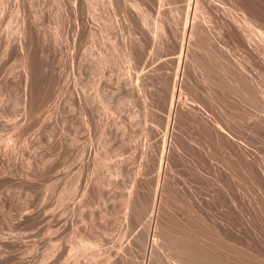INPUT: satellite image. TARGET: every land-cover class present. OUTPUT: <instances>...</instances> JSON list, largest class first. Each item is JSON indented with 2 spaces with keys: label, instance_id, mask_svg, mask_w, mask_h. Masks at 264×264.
Segmentation results:
<instances>
[{
  "label": "rangeland",
  "instance_id": "obj_1",
  "mask_svg": "<svg viewBox=\"0 0 264 264\" xmlns=\"http://www.w3.org/2000/svg\"><path fill=\"white\" fill-rule=\"evenodd\" d=\"M210 1L0 0V264H160L150 221L171 264L185 234L264 264V74L227 28L264 0Z\"/></svg>",
  "mask_w": 264,
  "mask_h": 264
},
{
  "label": "bare ground",
  "instance_id": "obj_2",
  "mask_svg": "<svg viewBox=\"0 0 264 264\" xmlns=\"http://www.w3.org/2000/svg\"><path fill=\"white\" fill-rule=\"evenodd\" d=\"M111 1V0H110ZM189 1V3L190 2H192V1H194V3L197 1V2H199V4L196 2L195 4H197V5H200L201 4V2L203 1V0H188ZM205 1V0H204ZM203 1V2H204ZM208 2H211L210 0H207ZM243 1V0H242ZM241 1V2H242ZM109 2V1H108ZM202 2V3H203ZM245 2V1H244ZM247 2V1H246ZM205 3H207V2H205ZM243 3V2H242ZM241 3V4H242ZM255 2H252V3H249V2H247V4H248V6L250 7V9L252 8V11L253 10H257L256 9V7H255V4H254ZM210 4V3H209ZM211 4H212V2H211ZM210 4V5H211ZM240 3H238V8H240L241 9V7H242V5H241ZM92 5V4H91ZM190 5V4H189ZM202 5V4H201ZM208 5V4H207ZM239 5L241 6V7H239ZM244 5H245V3H244ZM85 6V5H84ZM112 6V5H111ZM124 6V5H123ZM204 6H206V4L204 5V3H203V7H200V8H205L206 10H207V8L206 7H204ZM209 6V5H208ZM207 6V7H208ZM213 6H217L216 4L214 5V3L212 4V8L211 9H214L213 8ZM218 6H219V4H218ZM218 6L216 7V9L218 8ZM134 7H135V9H136V5L134 4ZM138 7V6H137ZM209 7H211V6H209ZM208 7V8H209ZM245 7V6H244ZM247 7V6H246ZM245 7V9H247V11H249L248 10V8L249 7H247L246 8ZM243 8V7H242ZM91 9V8H90ZM205 9H203V11L205 10ZM210 9V8H209ZM211 9L209 10L210 12H211ZM244 9V8H243ZM244 9V10H245ZM120 10V9H119ZM137 10V9H136ZM140 10V9H139ZM218 10V9H217ZM220 10V12H221V14H223L222 13V11H221V9H219ZM216 11V10H215ZM229 11H231V10H228V12ZM246 11V10H245ZM242 12V9H241V11L240 12H242L241 14H242V19H240L239 20V18L237 17V15L235 16L234 14L232 15V12H230V14L231 15H227V18L229 17V24H230V26H224L225 24H223V22H222V19H221V21H219V22H222V24H221V26L223 25L224 27H227L228 29H229V33H231L230 35L231 36H233V37H235V38H237V39H240V41H242L243 43L241 44L240 42H238L239 44H241V46H243V44H244V47L246 46V48L247 47H249V44L251 45V43H254V42H252L253 40H256V43L255 44H257L258 46H259V48L260 49H258V46H257V48L255 47V46H253V47H255L256 49H254V48H252V50H253V53H254V56L255 57H253V54H252V52L250 51L251 50V46L248 48V49H250L249 51L251 52V54H250V59H251V56L253 57V61H254V58H255V63H256V65H254V63H253V65L256 67L255 69H257V67L258 68H261L262 70H260V71H262L263 72V74H264V17H262L261 15H260V19L258 18V17H256V16H259V13L257 14V12H256V16H255V14L253 15L250 11H249V14L251 13L252 15H249L248 14V12ZM125 12V11H124ZM139 12V11H138ZM217 12V11H216ZM215 12V14L213 15L212 13L210 14L209 12V14L210 15H212V16H216V13ZM225 12H226V10H225ZM237 12H238V10H237ZM237 12L235 11V13L237 14ZM204 13H206V11L204 12ZM227 13V12H226ZM225 13V14H226ZM254 13V12H253ZM221 14H220V16H221ZM225 14H223V16L225 15ZM238 14H240V13H238ZM206 20H208L207 19V17H209L208 16V14L206 13ZM219 15V14H218ZM123 16V15H122ZM212 16H210V17H212ZM127 17V16H126ZM213 17V18H214ZM217 17V16H216ZM215 17V18H216ZM236 17V18H235ZM214 18V19H215ZM218 18H219V16H218ZM221 18H223L224 19V17H221ZM263 18V21H261V19ZM144 19V18H143ZM197 19V18H196ZM198 19H199V17H198ZM202 19H203V17H202ZM212 18H210V20H211ZM217 19V18H216ZM200 20H201V17H200V19H199V22H200ZM225 20V19H224ZM227 20V19H226ZM226 20H225V22H226ZM262 22L261 24H259L258 22H260V21ZM126 21V20H125ZM124 21V22H125ZM144 21H147L146 19H144ZM197 20H195V21H191V23L188 25V28H187V30H186V28H183V38H184V35H185V33L186 34H188V36L190 37L189 39H191L192 37L190 36V33L192 34V32H193V30L195 29V31H197V30H199L200 32L202 31L203 32V30H202V28L203 27H205V22H201V23H199L198 21V23L196 22ZM214 21V20H213ZM218 21H216V23L218 22ZM195 23L194 25L192 24V23ZM206 22H208V21H206ZM211 22V21H210ZM210 22H208L209 24H211ZM256 22H257V24H259V25H257L256 24ZM126 23V22H125ZM146 23H148V22H146ZM154 23V22H153ZM250 23H255L256 24V26L254 25V24H252L253 25V27H254V29H253V27H251L250 25ZM228 24V25H229ZM147 25V24H146ZM154 25V24H153ZM156 25V24H155ZM129 26V25H128ZM209 26V25H208ZM222 26V28L221 29H226V28H224ZM155 27V26H154ZM157 27H158V25H157ZM157 27H155V28H153V29H156V31H160V27L158 28V30H157ZM184 27V26H183ZM209 27H211V25L209 26ZM214 27V26H213ZM128 28V27H127ZM147 28V27H146ZM152 28V27H151ZM137 29V28H136ZM192 29V30H191ZM206 28H204V30H205ZM207 29H208V27H207ZM227 29V30H228ZM150 30V29H149ZM155 31V32H156ZM162 31V30H161ZM190 31H192V32H190ZM207 31H210V28L207 30ZM223 31V30H222ZM225 31V30H224ZM152 32H153V30H152ZM155 32H153V33H155ZM157 32V33H158ZM204 32H206V31H204ZM203 32V33H204ZM211 32V31H210ZM227 31H225V33H228ZM156 33V34H157ZM175 33V32H174ZM195 32H193V34H194ZM197 33H198V31H197ZM196 33V35L194 34V36L195 37H199L200 38V36H199V34L200 33H198L197 34ZM208 33V32H207ZM222 33V32H221ZM229 33L228 34H226L227 36H225L227 39H229ZM143 34V33H142ZM192 34V35H193ZM165 35V34H164ZM170 35V34H169ZM168 35V36H169ZM177 35V34H176ZM180 35V34H179ZM198 35V36H197ZM200 35H206V33L205 34H200ZM222 35H223V33H222ZM229 35V36H228ZM137 36V35H136ZM157 36V35H156ZM161 36V35H160ZM193 36V37H194ZM211 36V35H210ZM213 36V35H212ZM220 36V35H219ZM230 36V37H231ZM164 37V36H163ZM177 37V36H176ZM232 37V38H233ZM167 38V37H166ZM165 38V39H166ZM175 38V37H174ZM182 38V37H181ZM181 39L182 41L184 40V39ZM213 38H215L214 36H213ZM232 38H230L229 40L232 42ZM130 39V38H129ZM128 39V40H129ZM178 39V38H177ZM193 39V38H192ZM191 39V40H192ZM195 39H197V38H194V40ZM146 40V39H145ZM151 40V39H150ZM199 40V39H198ZM221 40V39H220ZM219 40V41H220ZM153 41H155V40H153ZM175 41H176V39H175ZM178 41V40H177ZM237 41H239V40H237ZM125 42V41H124ZM196 42V41H195ZM177 43H179V42H177ZM184 43V42H183ZM181 44L182 46H181V51H182V49L184 48V44ZM219 43V42H218ZM223 43V42H222ZM233 43H236V42H233ZM152 44V43H151ZM126 45V44H125ZM132 45V44H131ZM130 45V46H131ZM190 45V44H189ZM188 45V46H189ZM194 45H195V43H194ZM234 46H236V45H234ZM238 46V45H237ZM135 47V46H134ZM154 47V46H153ZM156 47H157V45H156ZM164 47V46H163ZM239 47V51L240 50H243V49H241V47L240 46H238ZM224 48V47H223ZM236 48V47H235ZM128 49V48H127ZM188 49V48H187ZM191 49V48H190ZM226 49V48H225ZM132 50V49H131ZM130 50V51H131ZM159 50V49H158ZM236 50V49H235ZM128 51V50H127ZM136 51V50H135ZM169 51V50H168ZM181 51H180V53H179V55L181 54ZM233 51V50H232ZM249 52L247 49L245 50L244 49V53H243V56H244V54L245 53H247V52ZM243 52V51H242ZM163 53V52H162ZM126 54V53H125ZM150 54V53H149ZM216 54V53H215ZM124 55V54H123ZM186 55V54H185ZM241 55V54H240ZM247 55H248V53H247ZM247 55H245L246 57H244L245 58V60H246V58H248L247 57ZM149 56V55H148ZM242 56V55H241ZM74 57V56H73ZM181 57V56H180ZM208 57V56H207ZM220 57V56H219ZM233 57H235V56H233ZM171 58V57H170ZM173 58V57H172ZM186 58V57H185ZM184 58V59H185ZM239 58V57H238ZM243 58V57H242ZM143 59V58H142ZM147 60V59H146ZM177 60H179V59H177ZM181 60V59H180ZM245 60H243L242 62H244ZM249 60V59H248ZM248 60H246V61H248ZM252 60H250V61H252ZM128 61H129V59H128ZM185 61V60H184ZM218 61V60H217ZM252 61V62H253ZM179 62V61H178ZM219 62V61H218ZM236 62V61H235ZM249 62V61H248ZM252 62H249L250 63V65H251V63ZM257 62H259L258 63V65H257ZM199 63V62H198ZM237 63V62H236ZM236 63H235V65H236ZM239 63V62H238ZM237 63V64H238ZM249 63H248V67H249ZM241 64V63H240ZM240 64H238V66L240 67ZM246 65H247V63H245ZM142 65V64H141ZM178 65H180V64H178ZM193 65V64H192ZM242 65V64H241ZM210 66V65H209ZM243 66V65H242ZM242 66L240 67V68H242ZM250 68L252 69V65L250 66ZM179 69V68H178ZM218 69V68H217ZM234 69V68H233ZM136 70V69H135ZM143 70V69H142ZM183 70V69H182ZM238 70V69H237ZM253 70H254V68H253ZM259 70H256V72H258ZM179 71V70H178ZM239 71V70H238ZM184 72V71H183ZM240 72H242L241 71V69H240ZM244 72V71H243ZM174 74H175V72H174ZM224 74V73H223ZM244 74V73H243ZM251 74V73H250ZM263 74H261V75H263ZM182 76V75H181ZM184 76V75H183ZM197 76V75H196ZM175 77H176V75H175ZM250 77V76H249ZM259 77V76H258ZM261 77V76H260ZM262 77H264V76H262ZM176 79V78H175ZM130 80V79H129ZM162 80V79H161ZM213 80V79H212ZM230 81V80H229ZM177 82V81H176ZM165 83H166V81H165ZM231 83V82H230ZM186 84V83H185ZM247 84V83H246ZM245 84V85H246ZM170 85V84H169ZM173 87H175V85L173 86ZM180 87V86H179ZM217 87V86H216ZM258 87V86H257ZM183 88V87H182ZM173 89V88H172ZM241 90V89H240ZM259 90H260V88H259ZM128 93V92H127ZM182 93V92H181ZM230 93H232V92H230ZM239 93V92H238ZM226 94V93H225ZM231 95V94H230ZM179 96V95H178ZM236 96V95H235ZM247 96V95H246ZM172 97H174V96H172ZM243 97V96H242ZM258 97V99H260V98H262V97H259V95L257 96ZM230 98V97H229ZM180 99V98H179ZM187 99V98H186ZM236 99V98H235ZM248 99V98H247ZM256 99V98H255ZM263 99V98H262ZM261 99V100H262ZM194 100V99H193ZM250 100V99H249ZM257 100V99H256ZM175 101V100H174ZM172 102H173V100H172ZM237 102V101H236ZM254 102H255V100H254ZM257 102H259V101H257ZM261 102V101H260ZM259 102V104L261 105V103ZM263 102V101H262ZM187 103V102H186ZM248 103V102H247ZM264 103V102H263ZM263 103H262V105L261 106H263ZM172 104V103H171ZM177 104V103H176ZM242 104V103H241ZM246 104V103H245ZM171 106V105H170ZM174 106V105H173ZM181 106V105H180ZM244 106V105H243ZM248 106V105H247ZM172 107V106H171ZM182 107V106H181ZM264 107V106H263ZM247 108V107H246ZM172 109V108H171ZM258 109V108H257ZM259 111L260 110H262V109H258ZM194 112V111H193ZM259 113H262V112H259ZM169 119V118H168ZM166 134V133H165ZM209 141V140H208ZM209 146V145H208ZM209 148V147H208ZM168 151V150H167ZM169 152V151H168ZM210 152V151H209ZM163 153H164V151H163ZM161 154H162V152H161ZM230 154V153H229ZM231 155V154H230ZM162 156V155H161ZM211 156H213V155H211ZM210 157V156H209ZM162 163V162H161ZM231 164V163H230ZM220 165V164H219ZM221 166V165H220ZM230 167V166H229ZM235 167V166H234ZM261 167V166H260ZM215 168V167H214ZM225 168V167H224ZM160 170V169H159ZM262 171H264V170H262ZM261 178H263L262 176H261ZM260 178V179H261ZM261 181H263V180H261ZM241 182V181H240ZM160 183V182H159ZM256 184V183H255ZM259 184V183H258ZM209 186V185H208ZM257 191V193H259L263 198H264V186L261 184L260 186L258 185L257 186V189H256ZM157 193V192H156ZM250 194H251V192H250ZM258 194V195H259ZM155 195V194H154ZM252 195V194H251ZM243 196V195H242ZM231 197V196H230ZM156 198V197H155ZM163 198V197H162ZM151 199H153V198H151ZM232 199V198H231ZM155 199H153V200H151L150 201V203H149V208L150 209H152V208H154V205H156L155 204ZM264 202V201H263ZM259 207V206H258ZM148 207L146 206V208H144V209H147ZM148 208V209H149ZM155 210V209H154ZM145 211V210H144ZM148 211V210H147ZM195 211V210H194ZM261 211V210H260ZM166 213V212H165ZM173 213V212H172ZM198 213V212H197ZM224 216V215H223ZM203 217V216H202ZM221 218V217H220ZM156 223V222H155ZM152 225V223H151V221L149 222V225H148V232H147V240H146V245H145V253H146V255H148V257H149V259H150V257L152 256H156L158 259H159V263L160 264H171V262H168L169 260L168 259H166V258H164V256H166V255H168V254H165L164 256H161V258H159V255H160V253L161 252H159V251H157V249H156V246L160 243V242H162V243H164V245H165V242H167V241H169V240H171V237H168L167 236V232L168 231H166V233H164V232H162V233H160V237H157L158 238V240H157V238L156 239H154V238H152V240H150V239H148V237H150L149 235V233L150 232H152V227H151V225ZM160 224V223H159ZM160 226V225H159ZM211 226V225H210ZM154 227H155V225H154ZM153 227V228H154ZM214 227V226H213ZM158 228V227H157ZM189 228V227H188ZM201 228V227H200ZM162 229V228H161ZM156 230V229H155ZM154 230V231H155ZM210 230V229H209ZM159 231H160V229H159ZM156 232H157V230H156ZM218 232V231H217ZM164 233V234H163ZM219 233V232H218ZM170 233H168V235H169ZM152 235H154V237H155V232H154V234H152ZM184 235V234H183ZM183 235H181L182 237H183ZM186 235L187 234H185V237H184V239L182 240V238H180L181 239V241H180V239L177 241L176 239H178V237L177 236H175L176 238L175 239H172L173 240V242H172V251H173V255H176V257L178 256L179 258H180V260H178V263L176 262V263H172V264H218L214 259H212L210 256H207V254H205V253H207V251L205 252V253H203V251L200 249V247H195V246H193L194 244V242L193 243H190V242H192V241H194L193 239H190L189 237H186ZM220 235V234H219ZM158 236V235H157ZM171 236H172V234H171ZM189 236V235H188ZM198 236V235H197ZM196 236V237H197ZM201 236V235H200ZM199 236V237H200ZM198 237V238H199ZM172 238H174L173 236H172ZM224 238V237H223ZM200 239H203V238H201L200 237ZM174 240H176V241H174ZM192 240V241H191ZM196 241H198V240H196ZM195 241V242H196ZM203 241V240H202ZM203 242H205V241H203ZM225 242V241H224ZM231 243V242H230ZM198 244H200L201 245V243L199 242ZM196 245V244H195ZM214 245V244H213ZM199 246V245H198ZM216 246V245H215ZM237 246V245H236ZM92 247V246H91ZM213 247V246H212ZM234 247V246H233ZM166 248V247H165ZM208 248V247H207ZM224 248V247H223ZM226 248V247H225ZM228 248V247H227ZM165 250V249H164ZM204 250H206V249H204ZM221 250H222V248H221ZM74 251H76V249L74 250ZM166 251V250H165ZM164 251V252H165ZM162 252H163V250H162ZM166 252H168V251H166ZM165 252V253H166ZM209 252V251H208ZM163 254V253H162ZM209 254V253H208ZM211 254V253H210ZM228 254V253H227ZM230 254V253H229ZM244 255V254H243ZM120 256V254L119 253H116L111 259H110V261H112V260H114V264H117V263H115V261H116V259L118 258ZM167 257V256H166ZM246 257V256H245ZM154 258V257H153ZM171 258V257H170ZM214 258V257H213ZM157 259V260H158ZM160 259H162V260H160ZM249 259V258H248ZM155 260V259H154ZM255 264V263H254Z\"/></svg>",
  "mask_w": 264,
  "mask_h": 264
}]
</instances>
